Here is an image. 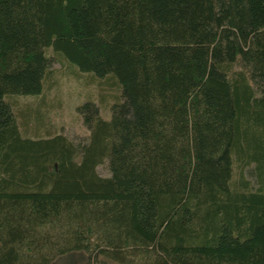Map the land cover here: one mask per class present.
<instances>
[{
    "label": "trees",
    "instance_id": "1",
    "mask_svg": "<svg viewBox=\"0 0 264 264\" xmlns=\"http://www.w3.org/2000/svg\"><path fill=\"white\" fill-rule=\"evenodd\" d=\"M50 48L119 88L77 141L17 117ZM72 251L264 264V0H0V264Z\"/></svg>",
    "mask_w": 264,
    "mask_h": 264
},
{
    "label": "rangeland",
    "instance_id": "2",
    "mask_svg": "<svg viewBox=\"0 0 264 264\" xmlns=\"http://www.w3.org/2000/svg\"><path fill=\"white\" fill-rule=\"evenodd\" d=\"M52 48L48 52L53 55L54 62L43 91L16 96L15 110L28 135L63 132L77 141L89 134L78 106L91 98L99 105L101 114L109 117L107 104L119 88L110 77L97 78ZM101 171L105 173L104 168ZM98 259L90 258L87 251H72L58 256L54 264H123L103 257Z\"/></svg>",
    "mask_w": 264,
    "mask_h": 264
}]
</instances>
